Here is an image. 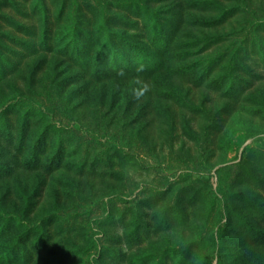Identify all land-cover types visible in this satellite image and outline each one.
I'll return each instance as SVG.
<instances>
[{
	"label": "rangeland",
	"instance_id": "1",
	"mask_svg": "<svg viewBox=\"0 0 264 264\" xmlns=\"http://www.w3.org/2000/svg\"><path fill=\"white\" fill-rule=\"evenodd\" d=\"M262 176L264 0H0V264H204L216 197L210 264H264Z\"/></svg>",
	"mask_w": 264,
	"mask_h": 264
},
{
	"label": "trees",
	"instance_id": "2",
	"mask_svg": "<svg viewBox=\"0 0 264 264\" xmlns=\"http://www.w3.org/2000/svg\"><path fill=\"white\" fill-rule=\"evenodd\" d=\"M108 24V21H104V25H107ZM47 34H49V30L46 28L45 30V33L43 34V38L44 40L47 39ZM103 34H104V37H103V40H101V38L99 36H97V40L100 41L99 43V48H98V55L96 57L97 60H103L105 58V54H107V52H115L116 51V46H114V37H112L114 35V32L113 31H109L107 28H104L103 29ZM100 38V39H98ZM155 42H157L155 40ZM124 44L127 46L129 45H132L137 52H142L144 54V52L147 53V50H148V47H141L140 45H138L137 43H130L129 41H124ZM101 65L103 66V63H101ZM110 67H113V69H115V71L117 72L118 75H122L123 73L126 75V74H133V75H137L138 73H149V71H151L150 67H139L138 65H129L125 62H122L121 64H118V62H115V61H112L111 59V62L110 64H108ZM100 68V67H99ZM98 75H102V76H107L108 73L107 71H105V69H98ZM28 104V103H27ZM23 123H21L22 127L20 128V131H21V136L19 137V141H18V144H17V149L20 151L21 149H23L26 145V132L29 131V126H30V120H31V116L30 114H26L24 119H23ZM254 135V132H248L246 134V137L249 138V137H252ZM13 134L10 132L8 135H7V146L8 147H11L12 143H13ZM48 138V132H47V129L45 130H42L40 131L36 137H35V140L33 141L32 143V148H33V151H34V154L35 156L37 157L40 152L43 150L42 147H45L46 145V139ZM58 149L55 153V155L53 156L52 158V162L49 163V168L51 169L52 166L54 164L57 163V160L60 158V155L62 153V145L61 143L58 144ZM3 147V145H2ZM259 158V156H258ZM37 162H35L34 164H36ZM258 180L257 182L261 183V184H264V176H262V178H258L256 179ZM260 184V185H261ZM262 186V185H261ZM218 192L221 191V188L218 187L217 188ZM222 194L225 195V191L222 190ZM231 196H232V200H233V203L235 201L237 202H240V201H245V197H243V194L242 193H234L231 191ZM251 201V200H250ZM253 201H256L260 204V200H254ZM251 201V202H253ZM218 204V226H217V232L216 234H213L210 238V246H211V251L208 255H206L205 259H204V264H210L213 260V257L215 255V250L217 249L218 247V243L219 241L221 240V237L224 236V233L226 230L229 229L228 227V223L227 224H224V211H222V204H223V201H221L218 197H216V202ZM221 206V207H220ZM226 212L228 213L227 216L229 215V209L228 207L226 208L225 210V214ZM223 223V224H222ZM222 225V226H221ZM255 232V231H254ZM30 234H28V231L24 233V236L25 237H28ZM91 242L93 243L92 246H94L95 244V241L90 238ZM250 240H251V243H256L257 245H264V234L261 233V231H256L255 233H253L250 237ZM56 264H61L60 263V259L58 260V262H56ZM96 264V263H95ZM177 264H184V262H178Z\"/></svg>",
	"mask_w": 264,
	"mask_h": 264
}]
</instances>
